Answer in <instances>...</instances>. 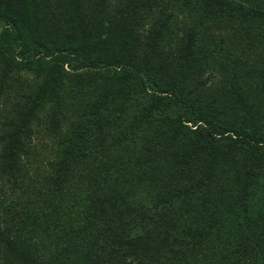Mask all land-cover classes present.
I'll list each match as a JSON object with an SVG mask.
<instances>
[{"label":"rangeland","instance_id":"rangeland-1","mask_svg":"<svg viewBox=\"0 0 264 264\" xmlns=\"http://www.w3.org/2000/svg\"><path fill=\"white\" fill-rule=\"evenodd\" d=\"M239 1L139 0L128 33L131 0H0V34L36 8L42 44L86 35L104 65L55 75L45 64L37 77L38 62L26 70L23 51L0 44V221L21 240L0 234V264H263L264 142L252 138L264 132V0L241 14ZM127 55L149 58L151 81L175 86L196 121L127 82L112 64ZM74 124L68 157L83 156L66 168L60 141ZM21 148L13 186L2 157ZM171 195L179 206L138 234ZM21 200L28 210L15 215Z\"/></svg>","mask_w":264,"mask_h":264},{"label":"trees","instance_id":"trees-1","mask_svg":"<svg viewBox=\"0 0 264 264\" xmlns=\"http://www.w3.org/2000/svg\"><path fill=\"white\" fill-rule=\"evenodd\" d=\"M139 0H131L130 2V9H129V20L124 23V29L128 33H133L135 31V15L138 13V3ZM252 0H241L237 2L236 10L239 14H241L242 10L244 8H247L248 5L252 4ZM37 6V5H34ZM36 8H28L25 11L24 15V21L22 26H13L12 29L9 31L1 32L0 34V44L6 46L8 49H17L20 48L23 53L20 55L21 57L26 59L25 67L24 69L30 70L33 62H38V65L41 67H38L36 65V76L40 77V75L43 72L42 67H44L45 64H49L51 68L54 70L55 75L61 72V66H65L66 64L69 65L70 68H90L95 69L96 67L104 66L103 60L101 58L95 57L91 50L89 45V40L86 35H81L78 39V41L74 44H70L68 46H65L63 48H51V45L42 44L40 40L38 39L39 31V14L35 12ZM224 11L227 10L223 7L218 9V12H222L224 14ZM20 32V34H19ZM32 40L33 48L39 49V52L37 54H34L32 56L29 54V49L24 48L26 45V42ZM44 60V62H42ZM149 58L147 57H136L132 55H127L126 58H119L118 60H112L115 61L112 64H117L120 74L123 75L124 79L127 82L130 83H140L145 87H150L151 89H154L158 92H164L166 97L169 99V101L173 104L178 105L182 109V113L184 115V120L186 121H196L195 119V113L190 110L188 107L184 106L183 99L177 94L176 87L172 84L167 85L166 87L158 86L153 80L151 81L150 78V67H149ZM110 65V64H109ZM56 80H59V76L56 77ZM48 87L43 86L39 92V96L41 98L47 97L48 93ZM19 121H23L22 119L18 118L16 121H14L15 124L19 123ZM209 125V132L212 134H225L227 130L223 128L220 125ZM74 124L70 131L68 133H65V141H60L61 145V151L58 154V159L61 160L65 165V167H72L74 163H76V159L83 156V152L80 149H72L74 152L72 153L71 159H69L68 155L71 152V149L69 148V143H72L74 139H76L78 142L77 132L79 129ZM87 128V127H86ZM93 129V126L90 125L88 128L89 133H91ZM92 134V133H91ZM88 137V136H87ZM91 137V136H90ZM246 138V137H245ZM247 139V138H246ZM249 139V137H248ZM254 141L256 140L257 143H263L264 142V132H261L258 135H253ZM84 141V138H83ZM83 144V142H82ZM27 154V151H25L23 148H21L20 153L15 155H10L9 157L3 156L2 160L3 162L9 167V174L12 177L11 184L14 186L18 185V175L21 173L19 162L22 159L24 155ZM60 175V174H59ZM61 183L63 180H60ZM51 183V182H50ZM47 185V184H46ZM49 188V185H47ZM171 198L173 199L172 202L169 203L168 206H166L163 201L154 203L153 210L149 211L150 213V219L146 221H142L141 224H137V232L139 233H152L153 231H156L159 229V225L156 223L160 221L162 218L169 216V214L172 212L169 211L170 208H177L179 205L175 204L176 196L171 195ZM188 205H190L187 202H184ZM163 206V207H162ZM162 207V208H161ZM13 213L15 215L19 214L20 216L27 212L28 205L24 204L23 201H19L17 204L12 205ZM184 209V214L186 213H194L192 206H188ZM166 210V211H165ZM165 211V213H164ZM11 212V211H9ZM14 223L11 226H8V228H11ZM11 231V230H10ZM0 234L6 235L8 238V244H13L14 242L20 243V238H17L14 240L12 238L13 235H11V232L8 230H4V222L0 221ZM3 239H5L3 237ZM261 257V256H259ZM264 264V262H263Z\"/></svg>","mask_w":264,"mask_h":264}]
</instances>
